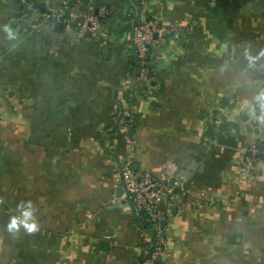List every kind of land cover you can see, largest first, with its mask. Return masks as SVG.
<instances>
[{
    "label": "crops",
    "instance_id": "1",
    "mask_svg": "<svg viewBox=\"0 0 264 264\" xmlns=\"http://www.w3.org/2000/svg\"><path fill=\"white\" fill-rule=\"evenodd\" d=\"M35 1L76 19L0 0V264H141L152 237L116 187L126 161L179 181L162 264H264V161L248 151L264 140V0ZM154 19L179 32L147 85L132 35Z\"/></svg>",
    "mask_w": 264,
    "mask_h": 264
},
{
    "label": "built area",
    "instance_id": "2",
    "mask_svg": "<svg viewBox=\"0 0 264 264\" xmlns=\"http://www.w3.org/2000/svg\"><path fill=\"white\" fill-rule=\"evenodd\" d=\"M23 8V17L29 19L34 13H39L36 4L32 0H20ZM67 6L50 9L39 13L41 22L45 25L64 21L74 23L75 17L71 16ZM112 9L109 5H103L98 9L91 8L81 15L78 23V34L84 38L89 32L92 37L98 35L102 21L110 18ZM179 32L178 26L166 28L161 19L149 22L138 21L133 29V45L136 51L137 77L147 85L151 84L150 59L152 51L168 36ZM132 114L129 110L123 112V121L131 122ZM249 154L254 159L264 161V140L261 143L252 144ZM119 176L116 179V187L122 188L125 196L134 205L139 223L152 237L151 250L141 264H162L170 255L169 252V226L168 221L172 217L173 204L165 199L169 196L179 181H172L151 172L138 169L132 161L120 164ZM3 199L0 196V206Z\"/></svg>",
    "mask_w": 264,
    "mask_h": 264
},
{
    "label": "clouds",
    "instance_id": "3",
    "mask_svg": "<svg viewBox=\"0 0 264 264\" xmlns=\"http://www.w3.org/2000/svg\"><path fill=\"white\" fill-rule=\"evenodd\" d=\"M14 227H16V225H15L13 219H12L10 224H9V229L10 230L14 229ZM26 227H27L28 231L31 232V231H35L37 229L38 225L33 222V223L28 224Z\"/></svg>",
    "mask_w": 264,
    "mask_h": 264
},
{
    "label": "trees",
    "instance_id": "4",
    "mask_svg": "<svg viewBox=\"0 0 264 264\" xmlns=\"http://www.w3.org/2000/svg\"><path fill=\"white\" fill-rule=\"evenodd\" d=\"M35 4H36V6H37V8H38V5H37V3H36V1L35 0H32ZM176 34V33H175ZM171 36H174V34L173 35H171ZM171 36H168L167 38H170ZM166 38V39H167ZM154 51V50H153ZM153 51H152V53H153ZM151 60V59H150ZM149 70H150V66H149ZM150 77H151V75H150ZM143 227H145L144 225H143Z\"/></svg>",
    "mask_w": 264,
    "mask_h": 264
}]
</instances>
